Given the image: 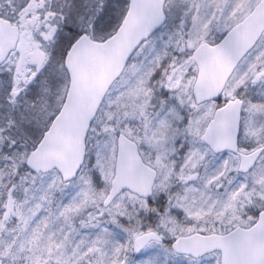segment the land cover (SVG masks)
Listing matches in <instances>:
<instances>
[{
    "label": "snow or ice",
    "instance_id": "6c2138e0",
    "mask_svg": "<svg viewBox=\"0 0 264 264\" xmlns=\"http://www.w3.org/2000/svg\"><path fill=\"white\" fill-rule=\"evenodd\" d=\"M0 264H264V0H0Z\"/></svg>",
    "mask_w": 264,
    "mask_h": 264
}]
</instances>
